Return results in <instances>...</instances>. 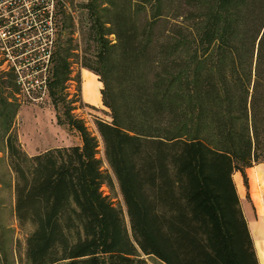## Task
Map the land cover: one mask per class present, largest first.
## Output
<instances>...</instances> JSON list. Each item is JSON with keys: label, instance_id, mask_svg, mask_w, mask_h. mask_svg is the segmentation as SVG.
Here are the masks:
<instances>
[{"label": "trees", "instance_id": "obj_1", "mask_svg": "<svg viewBox=\"0 0 264 264\" xmlns=\"http://www.w3.org/2000/svg\"><path fill=\"white\" fill-rule=\"evenodd\" d=\"M218 1L83 2L100 65L86 56L79 64L100 74L112 119L95 120L97 135L70 114L81 142L31 155L12 128L22 75L40 79L47 53L63 65L53 80L72 79L77 44L49 30L47 0H33L30 22L4 13L16 4L0 7L12 34L0 32V150L15 173L14 215L31 226L26 264H149L144 254L164 264H259L232 174L240 170L247 187L245 167L264 161V0H230L225 31L216 27L200 56L196 39ZM23 35L29 41L10 53L27 45L26 68L7 49ZM115 181L122 203L102 189Z\"/></svg>", "mask_w": 264, "mask_h": 264}, {"label": "rangeland", "instance_id": "obj_2", "mask_svg": "<svg viewBox=\"0 0 264 264\" xmlns=\"http://www.w3.org/2000/svg\"><path fill=\"white\" fill-rule=\"evenodd\" d=\"M86 0H47V4L43 7L48 12L49 30H57L58 43L64 44L71 37L72 44H77L74 51L78 55L69 57L71 64L72 79L64 81L53 80L55 76L54 70L63 68V65L50 62L47 60L48 54H44L41 58L44 65L41 67L42 76L28 84V75H22L24 82L21 84L19 92L15 94L14 100L16 104V113L14 115L12 128L17 134L20 147L29 155L46 150L48 148L67 145L72 143H80L81 138L79 132L66 122V117L70 114L83 120L84 124L93 133L98 134L95 126L97 118L111 120V108L105 103L102 97L103 83L100 74L93 68L81 66L79 60L83 57L89 59L93 66L100 65L98 58V47L93 37V28L90 26V12L83 6ZM10 2L16 4L12 9L5 10L9 18L19 20L26 19L30 22L34 17V13L30 8L33 0H0V7L8 5ZM230 0H219L218 4L206 19L203 27L202 35H198L196 48L200 56L208 53V45L210 37L214 34L216 27L221 31H225L226 17L225 13ZM67 13L69 17L63 21V15ZM71 17V19H69ZM39 23V21H38ZM44 22H42V26ZM24 27L23 29L27 28ZM46 27V26H45ZM0 32L3 39L7 35L6 25L0 26ZM52 35V34H51ZM110 38L114 35L110 34ZM67 38V39H66ZM219 41L221 37H218ZM30 37L23 35L15 44L8 46V57L11 60L24 58V62L20 67L26 68L28 63L33 60L27 59L29 50L25 46L22 52L17 55L10 53L11 48L20 47L24 42L29 41ZM213 39L211 45L213 44ZM57 43V44H58ZM210 45V46H211ZM220 47V46H219ZM17 64L18 61H16ZM7 61L0 64V68L6 66ZM61 65V66H60ZM19 68V65H18ZM88 70L95 74L96 81H90L83 77V71ZM53 72V76H52ZM22 73V72H21ZM78 73L79 79L75 77ZM86 73V72H85ZM51 75V77H50ZM48 77H50L48 79ZM74 78V79H73ZM51 80V82H49ZM32 81V80H31ZM99 83V100H97V89ZM50 86V87H49ZM191 106L194 107L193 96L189 92ZM96 101L94 103L92 101ZM57 106L59 114H56ZM0 116V127L3 125ZM98 153L103 158V167L109 169V165L104 158L102 145ZM247 167V166H246ZM245 167V173H246ZM235 171L240 170L236 169ZM242 181L244 183L243 175ZM247 177V174H246ZM14 179L15 173L9 163V156L5 150H0V264H26L25 259V236L31 229L30 224L21 226L14 215ZM245 185V184H244ZM246 187V186H245ZM105 193H110L115 203H122V196L118 188V184L114 182V188L109 189L105 184L102 185ZM247 197L249 195L246 194ZM241 204V203H240ZM149 264H164L161 260L153 255H143Z\"/></svg>", "mask_w": 264, "mask_h": 264}, {"label": "crops", "instance_id": "obj_3", "mask_svg": "<svg viewBox=\"0 0 264 264\" xmlns=\"http://www.w3.org/2000/svg\"><path fill=\"white\" fill-rule=\"evenodd\" d=\"M83 77L92 82L97 80L95 74L88 70L83 71ZM99 86L98 83L97 100H99ZM92 102L97 103L94 100ZM246 174L247 187L239 171L233 172L232 178L251 233L258 263L264 264V161L247 166Z\"/></svg>", "mask_w": 264, "mask_h": 264}]
</instances>
